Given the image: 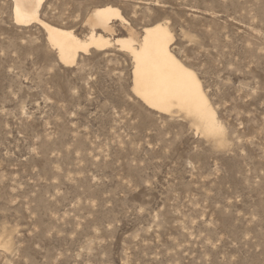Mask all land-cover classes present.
Wrapping results in <instances>:
<instances>
[{"label": "rangeland", "instance_id": "obj_1", "mask_svg": "<svg viewBox=\"0 0 264 264\" xmlns=\"http://www.w3.org/2000/svg\"><path fill=\"white\" fill-rule=\"evenodd\" d=\"M112 39L167 23L225 129L132 91L115 45L60 63L46 32L0 0V264H264V0H46L41 17Z\"/></svg>", "mask_w": 264, "mask_h": 264}, {"label": "bare ground", "instance_id": "obj_2", "mask_svg": "<svg viewBox=\"0 0 264 264\" xmlns=\"http://www.w3.org/2000/svg\"><path fill=\"white\" fill-rule=\"evenodd\" d=\"M14 22L39 25L64 66L74 65L80 54L104 52L117 45L133 61L132 91L149 109L161 113L182 112L203 134L222 142L225 129L197 73L172 50L174 41L167 23H156L138 34L129 28L126 38L112 39L115 21L129 25L111 5L93 10L86 19L89 32L81 38L73 29L55 26L41 17L46 0H12ZM1 245V244H0Z\"/></svg>", "mask_w": 264, "mask_h": 264}]
</instances>
